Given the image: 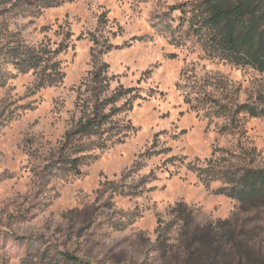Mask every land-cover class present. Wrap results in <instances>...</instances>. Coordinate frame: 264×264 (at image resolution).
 <instances>
[{"label":"rangeland","instance_id":"rangeland-1","mask_svg":"<svg viewBox=\"0 0 264 264\" xmlns=\"http://www.w3.org/2000/svg\"><path fill=\"white\" fill-rule=\"evenodd\" d=\"M201 2L66 0L40 13L0 2V48L12 42L63 48L57 61L64 74L60 85L36 89L35 73H17L0 59L9 74L0 86L2 233L43 237L91 264H174L189 256L162 258L154 229L158 215L168 220V208L183 202L197 211L200 227L237 213L235 233L227 246L228 235L223 238L217 261L198 248L191 262L258 264L264 258V210L238 212L236 201L216 194L220 182L206 186L187 167L210 161L215 168L264 169V118L235 113L241 105L264 109V73L215 56L200 29ZM97 63L108 66L110 91H132L117 104L131 103V109L111 118L127 137L94 150L97 158L81 176L38 187L33 168L79 119ZM104 181L114 186L99 194ZM5 239L0 264H19L24 246Z\"/></svg>","mask_w":264,"mask_h":264},{"label":"trees","instance_id":"trees-1","mask_svg":"<svg viewBox=\"0 0 264 264\" xmlns=\"http://www.w3.org/2000/svg\"><path fill=\"white\" fill-rule=\"evenodd\" d=\"M12 1L15 6L23 4L40 13L58 7L66 0H0L2 3ZM196 8L200 29L207 32L208 41L217 58L264 73V0H202ZM95 40L92 41L96 42ZM62 51L63 48L60 49L58 46L55 49L34 48L24 43L12 42L0 48V59L4 64L14 67L17 73L27 74L31 71L35 73V88L41 89L62 83L64 74L60 71L57 61ZM100 54L102 53H98L97 56ZM107 70L108 66L105 63L96 64L90 76V96L86 102H82L79 119L65 132L62 140L54 148L39 156L40 162L33 168V171L37 172L38 187L47 185L54 178L81 176V169L96 160L97 157L92 154L94 150H103L108 144H122L127 137L126 133L123 134L124 127L113 122L111 118L122 113L125 107L128 108L127 111L131 109V103L119 107L117 104L132 91L123 87L110 91L111 79ZM8 75L0 68V86L5 84ZM192 94L196 97V92ZM184 102L192 109L196 107L192 105V99L188 96H185ZM242 112L251 117L264 118V109L256 111L253 107L241 105L235 110L236 114ZM215 115L219 116L220 113L217 112ZM189 166L187 165L188 169L195 172L206 186L212 182H220L221 187L216 194L236 201L239 205L238 212L264 210V169L234 166L215 168L210 167V161L206 167ZM135 168L137 170L139 165L136 164ZM106 186L113 188L114 183L109 181L101 183L99 194L104 192L102 190ZM166 215L168 220L158 215L153 246L162 258L173 255L180 258L184 253L189 256L186 261L176 260L174 264H195L191 261L198 253V248L208 251L210 253L208 260L216 262L217 256L214 255L223 251L224 247L221 244L223 238L228 235V241L225 243L227 246L230 244L231 235L235 233L232 224L237 213L227 220L216 221L203 227L196 224L197 211L183 202L170 206ZM121 227L117 223L111 225L114 230H120ZM0 236L1 244L7 238L14 244L24 246L25 254L19 264H91L68 251L48 244L43 237H24L2 231ZM190 239L198 241L192 243ZM3 250L4 247L1 246L0 252ZM258 264H264V258L259 260Z\"/></svg>","mask_w":264,"mask_h":264}]
</instances>
